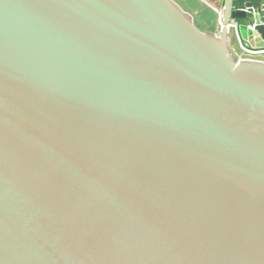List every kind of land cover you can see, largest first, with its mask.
<instances>
[{"label": "water", "instance_id": "water-1", "mask_svg": "<svg viewBox=\"0 0 264 264\" xmlns=\"http://www.w3.org/2000/svg\"><path fill=\"white\" fill-rule=\"evenodd\" d=\"M259 7L0 0V264H264Z\"/></svg>", "mask_w": 264, "mask_h": 264}, {"label": "rangeland", "instance_id": "rangeland-1", "mask_svg": "<svg viewBox=\"0 0 264 264\" xmlns=\"http://www.w3.org/2000/svg\"><path fill=\"white\" fill-rule=\"evenodd\" d=\"M184 4L197 18V23L202 29L206 31L214 30L219 32L221 29L220 25V13H222L225 5V0H198V3L190 4L184 0H178ZM240 31L244 39L248 38L251 40L252 34L248 32L246 27V21L241 22ZM231 47L237 57L245 58V54L239 50L238 45L234 41V38L231 40ZM255 58H264V55L261 57L254 56Z\"/></svg>", "mask_w": 264, "mask_h": 264}, {"label": "built area", "instance_id": "built-area-1", "mask_svg": "<svg viewBox=\"0 0 264 264\" xmlns=\"http://www.w3.org/2000/svg\"><path fill=\"white\" fill-rule=\"evenodd\" d=\"M221 14L222 13H220V15ZM241 22L242 21L240 20L230 21L229 30L231 32V40L234 38L239 50H241L247 57L264 55V47L258 48L253 42V36H255V34H259L257 27L264 26V0H260V7L258 9L249 10V19L246 20V27L248 32L252 34L251 40L243 38L240 31Z\"/></svg>", "mask_w": 264, "mask_h": 264}, {"label": "trees", "instance_id": "trees-1", "mask_svg": "<svg viewBox=\"0 0 264 264\" xmlns=\"http://www.w3.org/2000/svg\"><path fill=\"white\" fill-rule=\"evenodd\" d=\"M185 1L187 2V4L188 3H190V4L198 3V0H185ZM254 1L255 0H234V9L235 10L244 9L246 3H248V2H254Z\"/></svg>", "mask_w": 264, "mask_h": 264}, {"label": "crops", "instance_id": "crops-1", "mask_svg": "<svg viewBox=\"0 0 264 264\" xmlns=\"http://www.w3.org/2000/svg\"><path fill=\"white\" fill-rule=\"evenodd\" d=\"M184 2V0H182ZM203 1V0H202ZM180 2V1H179ZM181 3V2H180ZM183 4V3H181ZM184 5V4H183ZM186 7V6H185ZM187 8V7H186ZM189 10V9H188ZM190 11V10H189ZM246 21V20H244ZM253 42L255 43V45L258 48H263L264 47V39L262 38V36L260 34H255V36H253ZM261 57V56H259Z\"/></svg>", "mask_w": 264, "mask_h": 264}]
</instances>
